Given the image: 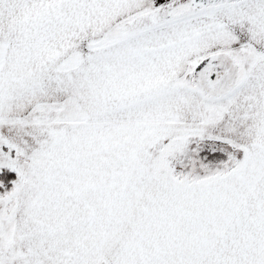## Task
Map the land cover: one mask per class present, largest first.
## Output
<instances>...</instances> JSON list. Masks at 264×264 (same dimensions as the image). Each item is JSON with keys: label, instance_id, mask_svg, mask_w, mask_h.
Returning a JSON list of instances; mask_svg holds the SVG:
<instances>
[{"label": "snow or ice", "instance_id": "snow-or-ice-1", "mask_svg": "<svg viewBox=\"0 0 264 264\" xmlns=\"http://www.w3.org/2000/svg\"><path fill=\"white\" fill-rule=\"evenodd\" d=\"M0 264H264V0H0Z\"/></svg>", "mask_w": 264, "mask_h": 264}]
</instances>
